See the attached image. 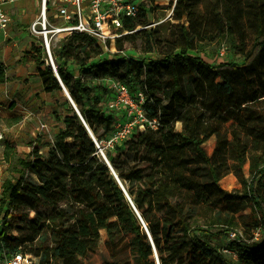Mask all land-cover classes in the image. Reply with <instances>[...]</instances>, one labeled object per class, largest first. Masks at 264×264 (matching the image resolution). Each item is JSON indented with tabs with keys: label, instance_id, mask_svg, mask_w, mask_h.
Listing matches in <instances>:
<instances>
[{
	"label": "trees",
	"instance_id": "trees-1",
	"mask_svg": "<svg viewBox=\"0 0 264 264\" xmlns=\"http://www.w3.org/2000/svg\"><path fill=\"white\" fill-rule=\"evenodd\" d=\"M155 1L142 5L130 29L146 25L144 7ZM219 2L223 13L230 16L231 45L242 53L245 66L233 60L213 66L192 53L202 47L197 39L203 36L195 0L175 1L172 15L177 20L186 18V23L179 26L180 41L158 56L104 60L94 37L84 33L68 36L54 54L57 73L98 142L105 139L114 121L105 116L87 77L110 76L126 84L131 93L141 91L147 117L156 118L159 124L155 130L135 134L124 143L125 148L115 146L113 154L106 151L127 195L72 107L67 108L63 128L45 157L36 149L31 158L20 157L7 142L4 159L19 173L2 183L0 251L28 252L32 264H87L104 235L107 256L98 264H131L153 248L159 264H264V78L246 74L264 51V0ZM248 30L253 36L246 49ZM154 33L152 29L134 31L117 38L114 45L121 50L125 41L140 37L146 42L143 53H153ZM43 52L41 41L24 51L21 60L34 62L42 91L62 92ZM80 54L87 56L80 58ZM92 58L95 60H87ZM69 61L77 64L76 74ZM7 80L6 67L0 63V85ZM212 136L215 146L208 155L204 144ZM230 159L244 188L241 194L228 192L219 183ZM247 160L250 180L243 173ZM195 164L199 166L191 168ZM39 205L55 206V220L46 222L36 210ZM246 206L252 213L240 219L250 226L249 232L260 228L262 238H233L226 246L237 254L232 260L211 241L227 233L212 228L213 217L217 219L222 210L234 215ZM30 211L35 212L32 218ZM49 227L57 233L52 245ZM13 228L21 232L22 238H13L21 244L38 235L36 248L7 250ZM64 239L79 258L57 253Z\"/></svg>",
	"mask_w": 264,
	"mask_h": 264
},
{
	"label": "rangeland",
	"instance_id": "rangeland-1",
	"mask_svg": "<svg viewBox=\"0 0 264 264\" xmlns=\"http://www.w3.org/2000/svg\"><path fill=\"white\" fill-rule=\"evenodd\" d=\"M52 0H50L51 2ZM197 6V17H198V28L199 31L203 34L201 38H198L197 41L202 47H199L198 52H192L193 54H198L204 57L210 64L216 66L222 61L233 60L241 66H245L244 58L242 53L239 50H234L231 45V39L234 34L233 30L230 29L228 23L230 16L223 13L221 3L219 0H195ZM22 3V5H21ZM19 5L20 9L26 4V10L24 11L23 18L16 16V20H20L16 25L17 28L23 26L28 27L31 22L36 20L39 16V6L40 0H18L11 5ZM51 4V3H50ZM9 5V6H11ZM52 6V5H50ZM175 0H156L152 4L147 3L148 11V21L146 27L138 29L135 32L140 33L142 30H154L156 37L154 38V52L152 54L143 53V48L146 47V42L144 39L138 37L132 41H125L122 45L121 50L117 49L114 43L108 45L104 48V60L109 58H118L120 56L128 55L134 56L138 59H146L148 57L158 56L161 53L169 52L172 50L173 44L175 41H180L181 36L179 33V26L186 23V18L182 20H177L174 15L170 14L174 9ZM54 8H51L49 15L54 12ZM53 22L56 21L57 24L63 23L62 19H51ZM142 26V25H140ZM29 32V30H28ZM251 31L246 32V49L249 48L252 42ZM28 43H32L33 46L35 43L39 44L42 41V36L39 34L28 33L27 34ZM68 36L63 34L54 35L52 37V44L50 47L51 55L53 62L56 66L54 54L57 50H60L61 46L66 42ZM45 58V62L51 68L49 62L48 54L44 48L42 55ZM87 54H80V58H85ZM93 61L95 60L92 58ZM91 61L90 59H87ZM68 66L74 74L78 69L77 64L74 61H69ZM248 77L254 78H264V51L257 56L253 66L248 68L246 72ZM87 82L92 88V93L98 97L99 103L102 106L105 116H111L113 121L122 120L126 116L123 112L124 108H121L120 105L117 106V109H112L110 106L117 103L118 93L115 85L120 81L107 76L102 79H91L87 77ZM37 104L40 107L31 105L28 102H21L17 104L14 110V117H10L8 113V107L11 104H16L15 102L19 100H14L10 98L9 94H6L4 88L0 89V133L3 134L4 138L0 142V196L2 190V183L6 178H16L19 173V169L12 167L10 161L4 159V148L5 144L8 142L13 146L15 152L18 156L23 158H31V153L34 149L38 150V153L41 156H46L49 146L55 141L56 134L59 132L60 123L63 120V116L66 113L67 108L72 107L69 100L67 99L64 92H57V95H43L38 94ZM12 100V101H11ZM20 102V101H19ZM8 114V115H7ZM42 124L47 126H52V132L48 131V128L45 130L42 128ZM46 126V127H47ZM179 126V123H177ZM106 139V137H105ZM104 139V140H105ZM130 140V139H129ZM126 140L125 142H127ZM215 137L212 136L204 144V148L208 155H211L215 146ZM124 142V143H125ZM125 148L124 144L122 145ZM105 155L106 151L111 152L112 154L115 150L109 147L106 142H104V147L102 148ZM198 164L192 165L191 168L198 167ZM225 176L220 180V186L228 192L243 193L244 188L239 179L235 176V162L234 160H228ZM243 173L248 180H250V161L247 160L246 164L243 167ZM55 206H46L39 205L36 210L43 216V218L48 221L55 220ZM219 211V210H218ZM252 213L251 208L246 206L240 212L232 214L231 212L227 213L222 210L219 217L214 216V230H226L227 233H222L214 237L211 241L217 249L224 253L229 259H237L233 257L229 252H225L226 246L233 239L230 235L235 233L236 236H242L243 238L247 235H252L254 240H259L262 238V230L260 228L254 229L249 232L248 229L250 226L245 225L240 216ZM34 211H30L29 218L34 216ZM51 230L48 231L47 235L49 236V245H52L55 241L57 233H55V228L49 227ZM221 231V232H222ZM25 232L23 231V234ZM66 235H64L65 237ZM9 239L6 241V249L14 250L18 246L23 247L26 250L35 249L37 246L38 235L31 242H26L21 244L16 242L13 238H22L21 232L17 229H12L8 233ZM46 238L43 235V239ZM57 253L65 255H73L79 258V256L72 250L67 240H62L60 246L58 247ZM106 245L104 242V235L98 242L96 254L87 261V264H98L106 258ZM137 262L138 264H156V259L154 258L153 252L146 254L144 258L133 259L131 264Z\"/></svg>",
	"mask_w": 264,
	"mask_h": 264
},
{
	"label": "built area",
	"instance_id": "built-area-1",
	"mask_svg": "<svg viewBox=\"0 0 264 264\" xmlns=\"http://www.w3.org/2000/svg\"><path fill=\"white\" fill-rule=\"evenodd\" d=\"M16 1L18 0H0V32L4 37H7L11 23L6 7ZM146 2L147 0H52L51 2L40 0L39 16L29 24L28 30L30 33L42 36L43 47L47 54L51 53L50 47L54 35L69 36L73 33H84L97 40L102 47L101 56H103L104 48L108 43L112 44L117 38L146 27L140 25L133 29L128 27L139 17L141 7ZM51 8L55 11L49 15ZM144 10L148 15L147 6ZM172 13L173 10L170 14ZM51 19H62L63 23L57 24ZM50 64L52 69H56L53 61ZM115 87L118 100L115 106L112 104L110 107L117 109L120 105L125 109L123 113L126 116L122 120L114 121L105 140L95 142L99 155V151H103L104 142L114 149L115 146H122L138 132L157 129L159 124L156 118L147 117L144 107L145 96L141 91L131 93L128 86L123 83H117ZM41 126L43 129L46 128L45 124ZM3 138V134L0 133V142ZM230 236L235 238L236 234L231 233ZM225 252H229L233 257L237 256L236 252L229 249ZM32 262V255L28 252L17 250L8 254L0 251V264H32Z\"/></svg>",
	"mask_w": 264,
	"mask_h": 264
},
{
	"label": "crops",
	"instance_id": "crops-1",
	"mask_svg": "<svg viewBox=\"0 0 264 264\" xmlns=\"http://www.w3.org/2000/svg\"><path fill=\"white\" fill-rule=\"evenodd\" d=\"M23 5L22 9H20V4L8 5L6 7V11L11 17L10 28L7 37H4L0 32V63L6 67V76L8 77L6 83L0 85V89L4 88L6 94H9L11 99L20 101L8 107L7 111L10 117H14L15 107L21 102H28L31 105L36 104V107H40L36 103L38 94L57 95V92L46 93L42 91V83L37 75L36 65L32 60H21L22 53L31 50L33 46L32 43H28L26 38L29 33L28 27H16V25H20L18 24L20 20H16V16L18 17L20 14V17L23 18L24 11L27 9V5ZM34 45L38 46L40 43H35ZM90 60L93 61V59ZM60 127L63 128L62 121ZM47 128L51 133L52 126H47L45 130Z\"/></svg>",
	"mask_w": 264,
	"mask_h": 264
},
{
	"label": "water",
	"instance_id": "water-1",
	"mask_svg": "<svg viewBox=\"0 0 264 264\" xmlns=\"http://www.w3.org/2000/svg\"><path fill=\"white\" fill-rule=\"evenodd\" d=\"M48 57H49V62L51 63V62L53 61V58H52L51 53L48 54ZM53 72L55 73V76L57 77V80L59 81V83H60V85H61V87H62V91L64 92V94L66 95L67 99L69 100V102H70L72 108L75 110V112H76V113L78 114V116L80 117L82 123L84 124L85 128H87V131L89 132V134H90L92 140H93L94 143H95L97 140L95 139V137L93 136V134L91 133V131L88 129V127H87L86 123L84 122V120L82 119V116H81V114H80L78 108L76 107V105H75L73 99L71 98V96H70V94L68 93L67 89H66V88L64 87V85L62 84V82H61V80H60V77L58 76L57 69H53ZM99 152H100V156H101V158H102V159H103V160L109 165V167H110V169H111L113 175H114L115 178L117 179L119 185L122 187V189H123L124 192L126 193V191H125V189H124V187H123L121 181L119 180V178H118L117 175L115 174L113 168H112L111 165L109 164V161H108V159H107L105 153H104L103 151H99ZM126 195H127V193H126ZM131 204H132V203H131ZM132 206H133L134 210L136 211L134 205H132ZM136 212H137V211H136ZM137 214H138V213H137ZM153 254H154L155 259H156V264H159L158 255H157V252H156V249H155V248H153Z\"/></svg>",
	"mask_w": 264,
	"mask_h": 264
},
{
	"label": "bare ground",
	"instance_id": "bare-ground-1",
	"mask_svg": "<svg viewBox=\"0 0 264 264\" xmlns=\"http://www.w3.org/2000/svg\"><path fill=\"white\" fill-rule=\"evenodd\" d=\"M154 255V254H153ZM154 258H155V256H154ZM134 264H138L137 262H134Z\"/></svg>",
	"mask_w": 264,
	"mask_h": 264
}]
</instances>
